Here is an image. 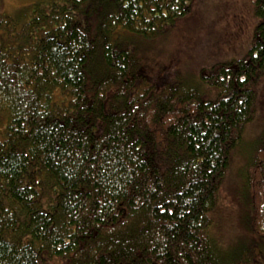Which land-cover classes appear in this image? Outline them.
Here are the masks:
<instances>
[{
	"label": "trees",
	"instance_id": "obj_1",
	"mask_svg": "<svg viewBox=\"0 0 264 264\" xmlns=\"http://www.w3.org/2000/svg\"><path fill=\"white\" fill-rule=\"evenodd\" d=\"M192 0H53L0 10V264H264V0L241 56L195 73L140 42ZM244 237L213 227L235 153ZM241 170V172H242Z\"/></svg>",
	"mask_w": 264,
	"mask_h": 264
},
{
	"label": "rangeland",
	"instance_id": "obj_2",
	"mask_svg": "<svg viewBox=\"0 0 264 264\" xmlns=\"http://www.w3.org/2000/svg\"><path fill=\"white\" fill-rule=\"evenodd\" d=\"M53 0H0V10L13 17L23 18L36 2L48 4ZM191 13L179 19L156 38L140 42L148 48L155 64L169 67L180 65L184 72L195 73L204 63L241 56L249 46L256 16L253 0H192ZM253 120L245 129L249 140L264 129V78ZM243 148L237 151L229 164L220 188L218 205L214 212L216 235L223 245H230L239 236L244 237L243 213L248 196L242 167ZM242 170V172H241Z\"/></svg>",
	"mask_w": 264,
	"mask_h": 264
}]
</instances>
